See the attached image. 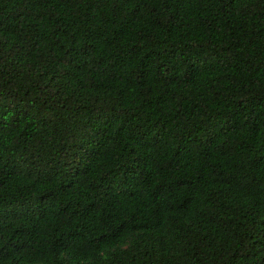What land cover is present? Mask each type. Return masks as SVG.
Returning <instances> with one entry per match:
<instances>
[{"label": "trees", "instance_id": "trees-1", "mask_svg": "<svg viewBox=\"0 0 264 264\" xmlns=\"http://www.w3.org/2000/svg\"><path fill=\"white\" fill-rule=\"evenodd\" d=\"M0 264H264V0H0Z\"/></svg>", "mask_w": 264, "mask_h": 264}]
</instances>
